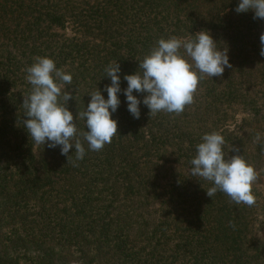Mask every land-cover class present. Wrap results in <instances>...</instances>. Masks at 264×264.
Wrapping results in <instances>:
<instances>
[{
  "label": "trees",
  "instance_id": "trees-1",
  "mask_svg": "<svg viewBox=\"0 0 264 264\" xmlns=\"http://www.w3.org/2000/svg\"><path fill=\"white\" fill-rule=\"evenodd\" d=\"M0 264H264V0H0Z\"/></svg>",
  "mask_w": 264,
  "mask_h": 264
},
{
  "label": "rangeland",
  "instance_id": "rangeland-1",
  "mask_svg": "<svg viewBox=\"0 0 264 264\" xmlns=\"http://www.w3.org/2000/svg\"><path fill=\"white\" fill-rule=\"evenodd\" d=\"M65 33L66 34H71L72 33V28L68 25L65 26ZM244 118V115L241 113H237L234 118L229 121L230 123L227 124L224 128H226L229 131H232L235 129V126Z\"/></svg>",
  "mask_w": 264,
  "mask_h": 264
}]
</instances>
